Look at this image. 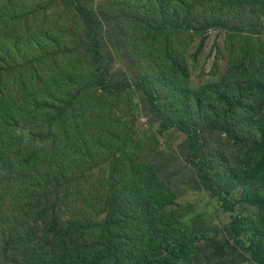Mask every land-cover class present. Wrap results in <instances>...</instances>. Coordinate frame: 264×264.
<instances>
[{
    "label": "rangeland",
    "instance_id": "rangeland-1",
    "mask_svg": "<svg viewBox=\"0 0 264 264\" xmlns=\"http://www.w3.org/2000/svg\"><path fill=\"white\" fill-rule=\"evenodd\" d=\"M68 2L56 3L53 18L44 25L63 44L61 52L56 49L60 62L53 60L60 74L47 87L33 92L21 89L15 97L27 110H36L43 104L46 88L52 87L62 97L74 93L71 85L61 82L63 78L71 83L69 71L76 77L80 68L105 76L113 83L111 88L99 87L113 92L111 101L103 103L111 107L107 122L117 127L114 133L121 137L123 152L132 158L126 166L137 173L125 171L126 190L141 198V185L152 167L159 183L168 186V190H160L162 200L158 204L152 200L150 205L162 209L163 217L157 220L168 227L171 239L164 249L151 252V259L174 254L172 264H261L264 86L249 76V82L241 81L245 77L242 71L247 69L264 79V0ZM24 8L20 5L19 11ZM14 15L12 3L0 0V94L13 91L12 85L6 87L15 72L8 68L9 63L19 57L53 53L51 42L44 41L42 48L34 44L37 40L32 42L44 20L22 26L23 21L12 19ZM233 44L236 61L230 56ZM223 81L233 84L227 86ZM11 108L4 110L0 104V151L8 162H0V264H25L30 259L43 260L45 249L31 247L27 241L21 246L22 234L11 242L3 239L2 231L12 223L9 205L20 185L30 179L19 166L30 147H19L18 153L14 146L16 133L7 115ZM41 115L47 116L48 111ZM70 117L53 128L58 142L67 145L76 136L74 130L70 139L61 135L64 123L72 125ZM10 119L15 124L26 121V116ZM105 123L89 119L87 130H108ZM182 129L198 137L187 140ZM138 161L149 164L150 169H139ZM40 164L47 165L45 160ZM92 174L98 181L107 171L97 169ZM74 190L66 185L61 200L50 202L57 209L60 228L81 219L80 210L88 218L93 215L96 223L111 211L109 204L95 211L83 207V196L75 197ZM163 200L167 203L162 206ZM36 235L35 243L48 244L46 252L56 259L49 236L34 233L33 237ZM254 250L259 256L253 255ZM103 264H115V260L106 259Z\"/></svg>",
    "mask_w": 264,
    "mask_h": 264
},
{
    "label": "trees",
    "instance_id": "trees-1",
    "mask_svg": "<svg viewBox=\"0 0 264 264\" xmlns=\"http://www.w3.org/2000/svg\"><path fill=\"white\" fill-rule=\"evenodd\" d=\"M4 1L12 3L15 9L12 19L23 21L22 26H32L44 20L43 26H39L40 30L33 33V38L37 39L32 42L37 40L34 44L42 48L43 42L49 41L53 48V53L45 57L33 54V57H19L9 63L8 68H15V72L14 79L8 81L6 87L12 85L13 91L6 94L2 90L0 94V104L4 106V110L13 106L7 115L8 124L16 133L14 146L18 147L17 152L21 151L19 149L21 146L30 147L28 156L19 163L20 170L26 171L30 179L20 185L17 196L9 205L12 223L2 231L5 243L11 242L13 238L17 239L22 234L21 246L27 241L31 247L45 249L43 260L30 259L29 262L24 261L25 264H32L34 261H36L34 264H103L106 259H114L115 264L118 260L121 264H172L174 254L154 259L150 257L151 252L164 249L171 239L168 227H164L163 223L157 220V217H163L160 214L162 209L159 207V212L155 208L156 204L150 205L152 200L157 204L162 200L160 190H168V186L159 183L157 173L152 172L153 167L150 169L149 164L138 161L139 169H150L141 185L144 195L139 198L134 191L126 190L127 184L123 179L125 171L128 170L135 175L137 173L126 166L132 158L123 152L124 144L121 143V137L114 133L117 127L107 122L111 107L103 103L111 101L113 92L106 88H111L113 83L103 75L85 73L86 70L80 68L77 77L74 71H69L71 83L61 79L64 85L68 84L74 88L75 91L71 95L62 97L54 92L52 87L46 88L47 95L43 98V104L36 110H27L26 105L20 103L19 97H15L21 89L24 91L32 89L30 92H33V89L47 87L54 81V76L60 74L53 60L57 64L60 62L58 58L60 53L56 54V49L61 52L63 44L57 33L44 25L46 19L53 18L51 12L56 3L62 1L68 5V0ZM30 4H33V7ZM20 5L25 6L21 11ZM232 50L231 59L236 61L234 44ZM243 55L246 57L244 53ZM261 60H264V57ZM242 73L245 77L241 82H249L247 78L249 76L264 86L263 77L255 76L253 71L247 69ZM117 76L122 77L123 74ZM222 84L230 86L233 81H223ZM100 86L106 88L101 89ZM47 98L49 99L46 101ZM45 109L48 111L47 116L41 115ZM24 114L26 121L13 124L10 118ZM71 115L72 125L65 126L64 123L61 131L62 137L67 139L71 138L73 130L76 133L75 140L71 145H67L63 141L58 142L53 128L63 119L70 120ZM89 119L96 120L97 124L106 120L104 125H108V130H87ZM3 125L4 122L1 127ZM163 125L168 127L166 124ZM182 130L187 134V140L198 137L197 133ZM35 158L37 161L30 166ZM5 159L0 151V162L8 164ZM43 160L47 164L45 167H41L40 164ZM103 168L107 171L106 176L95 181L96 174H92L93 171ZM51 174L55 179H51ZM208 174L206 173L205 177ZM90 175L93 176L92 179L89 178ZM62 180H65L64 183ZM66 185L75 188V197L77 194L79 197L83 196V207H90L95 211L98 206L109 204L111 211L104 216L103 221L96 223L93 215L88 218L80 210L81 219L75 218L67 227L60 228V223L57 222V209L53 203L50 205V202L55 199L61 200L60 193ZM166 203L167 201L163 200L162 206ZM101 210L105 212V209ZM87 214L90 213L87 211ZM34 233L49 236V242L52 243L51 251L56 253V259L51 258L50 253L46 252L48 244L35 243L33 239L37 238V235L33 237ZM253 255L259 256L256 250L253 251ZM261 264H264L262 256Z\"/></svg>",
    "mask_w": 264,
    "mask_h": 264
}]
</instances>
